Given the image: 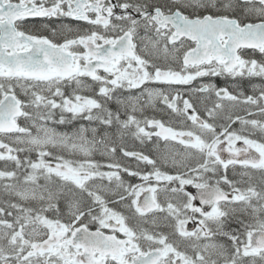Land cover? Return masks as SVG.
I'll return each mask as SVG.
<instances>
[{"label": "snow or ice", "instance_id": "1", "mask_svg": "<svg viewBox=\"0 0 264 264\" xmlns=\"http://www.w3.org/2000/svg\"><path fill=\"white\" fill-rule=\"evenodd\" d=\"M0 264H264V0H0Z\"/></svg>", "mask_w": 264, "mask_h": 264}, {"label": "flooded vegetation", "instance_id": "2", "mask_svg": "<svg viewBox=\"0 0 264 264\" xmlns=\"http://www.w3.org/2000/svg\"><path fill=\"white\" fill-rule=\"evenodd\" d=\"M214 82L223 85V84H224V78H216ZM248 90H249V92H250V86H249V89H248ZM149 115H152V114H149ZM157 115H159V114L157 113ZM127 145H128V147H129L130 149H136V150H139V149L142 147V146H140L137 142H134L131 138H129V139L127 140ZM96 158H97V159H101V157H99V155H97Z\"/></svg>", "mask_w": 264, "mask_h": 264}]
</instances>
